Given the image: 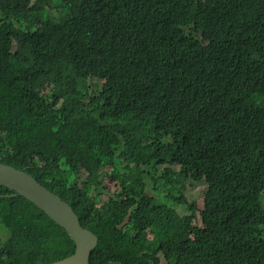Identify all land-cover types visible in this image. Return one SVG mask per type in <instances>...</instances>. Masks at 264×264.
<instances>
[{"label": "trees", "instance_id": "trees-1", "mask_svg": "<svg viewBox=\"0 0 264 264\" xmlns=\"http://www.w3.org/2000/svg\"><path fill=\"white\" fill-rule=\"evenodd\" d=\"M0 162L99 238L91 264H264V0H0ZM0 228V264L75 250L3 185Z\"/></svg>", "mask_w": 264, "mask_h": 264}, {"label": "water", "instance_id": "water-1", "mask_svg": "<svg viewBox=\"0 0 264 264\" xmlns=\"http://www.w3.org/2000/svg\"><path fill=\"white\" fill-rule=\"evenodd\" d=\"M0 185L33 202L73 241L74 253L53 264H91L92 253L100 240L93 232L82 229L72 208L57 194L51 192L25 170H18L1 162Z\"/></svg>", "mask_w": 264, "mask_h": 264}, {"label": "rangeland", "instance_id": "rangeland-1", "mask_svg": "<svg viewBox=\"0 0 264 264\" xmlns=\"http://www.w3.org/2000/svg\"><path fill=\"white\" fill-rule=\"evenodd\" d=\"M79 178H83L82 174L78 175ZM103 187L95 191V193L99 194L101 198H103L104 202H108L111 198H115L116 193L120 191V183L117 177L109 178L107 176L102 177ZM158 191L154 190V184H149V191L158 198H161L164 203H171L173 206L179 209L181 213H188V211L183 210L179 205L174 202V199L170 196L171 191H167L162 186V183L158 184ZM174 192V190H172ZM204 191L205 184L202 183H187V189L184 191V194L188 197L189 200H196L197 205L200 209L204 207ZM103 202V203H104ZM102 206V205H101ZM195 226L199 229V235L197 241L202 244L206 249L213 250V248L208 243L206 237L208 233L205 231V228L202 225V220L200 216H197L195 220ZM1 229V228H0ZM6 238V234L0 230V241Z\"/></svg>", "mask_w": 264, "mask_h": 264}]
</instances>
